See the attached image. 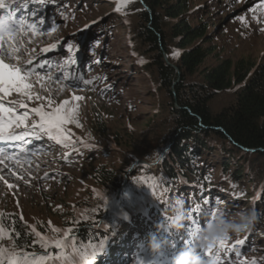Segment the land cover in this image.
<instances>
[{"label":"rangeland","instance_id":"1","mask_svg":"<svg viewBox=\"0 0 264 264\" xmlns=\"http://www.w3.org/2000/svg\"><path fill=\"white\" fill-rule=\"evenodd\" d=\"M4 2L19 7L18 0ZM23 2L29 4V11L34 8L42 11L45 19V25L42 27L45 34L33 38L28 47L36 49L34 64L45 61L47 64L44 69H37L41 80L34 75L29 81L32 84V92L43 99L23 98L27 108L18 107L17 113L28 111V123L31 124L39 119L31 112L32 108L43 105V111H54L67 100L68 104L62 110V114L67 118L60 126L62 131L59 136L68 143L60 144L55 141L57 138L44 134H41L40 139H35L34 136L26 137L31 143L0 142V149L14 157L13 160L0 157V246L4 248H10L13 244L12 229H6L3 225L5 216H18L34 235L29 239L31 243H42V240L50 237L51 230L62 226L63 219H68L72 213L86 215L91 202L99 197L104 198L108 191H111L108 183L110 177H97L101 166L114 172H123L126 169L129 173L141 164L148 166L143 160V152L133 153L128 148L134 145L145 148L146 139L154 141L160 138V129H165L160 117L156 118L155 122L152 121L160 103L159 88L141 63L142 58L131 51L130 32L125 20L128 12L116 11L117 4L122 0H54L42 5L31 4L29 0ZM132 2L133 0H129L126 5L132 8ZM259 4H264V0H193L192 17H196V23L199 20L207 23L209 33L218 46V58L260 59L264 57V31H260V28H264V17L261 11H250L258 8ZM19 15L21 13L17 12V16ZM254 15L256 19H253ZM257 19L261 22L257 23ZM53 22L57 26L56 31L50 32L48 25ZM51 45L56 47L49 53L40 51ZM67 45H73V48L69 49ZM218 58L211 56L207 65L216 64ZM68 60H74L75 64L64 69L63 65ZM65 70L73 76L79 75L83 79L92 80V83L84 85L64 80ZM57 80L60 83H56ZM77 96L82 99H75ZM20 98L18 93H12L8 99ZM216 104L220 105V100ZM72 109H76L74 114ZM149 122L153 123L147 128ZM157 124L159 131H156ZM145 128L148 129L146 134H141ZM17 131L23 132L24 129ZM167 148L168 145L162 154ZM157 162H151V167L156 168ZM205 170L210 173V182L213 185H218L220 180L226 179L221 165L216 160H208ZM252 191L254 189L249 193L252 194ZM114 192L117 193L113 191L108 196L113 197L109 200L110 203L120 199L119 194L116 196L118 199L113 196ZM182 192L188 199L193 196L192 192H185L184 187ZM204 198L210 201L209 205H205L201 200L199 206L205 211L223 210L228 216L254 208L248 198H225V195L218 193L211 199L208 195H204ZM215 200L220 203L211 204V201ZM139 205L138 202L128 204V210L123 211L121 215L127 220L131 214L130 208H139ZM112 206L114 205H110ZM259 212L257 209L256 213ZM189 214L193 215V221L202 219L199 212ZM158 221L166 222L163 219ZM259 221L257 217L251 231L225 241V249L219 252L218 264H264V236ZM149 231L141 230L146 236L142 245L137 244L136 238H133L128 247L118 245L115 248L117 244L109 242L106 237L103 241L104 251L96 258L98 264H143V261H148V256L142 253V248L149 250L148 238L152 237L148 234ZM238 240L243 243L236 244ZM72 242L66 248H70ZM244 242L247 244L245 248ZM189 245L190 242L186 247ZM113 248L114 257H107ZM15 251L21 255L27 253L16 247ZM236 253H239V256ZM172 259L173 257L170 261ZM165 262L168 261L165 259L161 264ZM72 263L95 264L93 261ZM3 264H8V261L4 260Z\"/></svg>","mask_w":264,"mask_h":264},{"label":"trees","instance_id":"2","mask_svg":"<svg viewBox=\"0 0 264 264\" xmlns=\"http://www.w3.org/2000/svg\"><path fill=\"white\" fill-rule=\"evenodd\" d=\"M192 2L133 0L134 7L125 5L123 8L128 12L125 20L130 32L131 51L142 58L144 68L159 88L160 103L152 121L160 117L165 129H160V138L146 139L145 148L138 145L128 148L133 153L143 152V160L148 166L141 164L132 173L126 169L123 172L106 170L105 166L98 169L97 177H110L111 191L105 197L117 191L113 196L119 194L120 199L105 223L85 231L69 249L59 254V259L57 256L46 264L81 261L98 264L96 258L104 251L106 237L109 242L117 244L115 248L118 245L128 247L133 238L142 245L146 237L141 233L142 229H149V235L167 241L159 252H153L150 247L149 250L142 248V253L146 250L149 264H161L165 259L168 264H175L180 246L185 249L187 244L180 238H192L191 243L194 240L196 228L190 222L194 218L189 213L198 212L201 197L208 195L211 199L216 193L225 195V198H248L254 209L260 210L257 217L264 236V57L218 58V46L207 23L200 20L196 23V17H192ZM174 52L179 55H173ZM211 56H216L218 62L207 65ZM218 100L220 105L216 104ZM153 122H149L147 128ZM147 130L145 128L140 133ZM156 131H159L158 124ZM56 141L68 143L61 140V136ZM208 160L218 161L226 176L218 185L210 182V173L205 170ZM156 161L158 166L151 167V162ZM183 187L193 196L184 197ZM251 189H254L252 194L249 193ZM175 196L183 198L185 207L191 209L188 221L180 231L167 226L161 228L162 223L158 221H167L168 201ZM105 197L91 202L86 215L72 213L68 219H63L61 225L69 228L70 221L77 222L78 219L89 222ZM133 202L140 203L139 208H130L131 214L125 220L121 214ZM5 217L3 225L12 229L15 247L34 254L41 243H31L29 239L34 235L28 226L16 215ZM178 239L182 243L176 241ZM115 248L107 257H114ZM170 257L174 261H170ZM30 262L45 264L32 260V257Z\"/></svg>","mask_w":264,"mask_h":264},{"label":"snow or ice","instance_id":"3","mask_svg":"<svg viewBox=\"0 0 264 264\" xmlns=\"http://www.w3.org/2000/svg\"><path fill=\"white\" fill-rule=\"evenodd\" d=\"M54 0H29L31 4H45L51 3ZM129 0H122L121 3L117 4L116 11L120 12L125 7ZM19 7L15 5L5 3L4 0H0V142H24L31 143L30 140H26V137H35V139H40L41 134L47 135L49 137L58 138L59 133L62 131L61 124L66 121V116L62 114V110L65 105L68 104L66 100L64 105L56 108L54 111L45 112L43 111V105L40 107L32 108L31 112L38 116V121H33L31 124L28 123L29 112L24 111L18 114L17 108H27L24 104L23 98L32 100L43 99L38 94L32 92V84L29 82L30 78L34 75L38 80H41L40 72L37 69H44L46 67L47 61L44 63L37 62L34 64L35 59V48H29L28 45L32 43L33 38L45 34L43 27L45 25V19L42 15V11L38 8H34L29 11V4L24 3L23 0H18ZM250 11L256 12L261 11L262 17H264V4H259L258 8L251 9ZM17 12L21 15L17 16ZM27 13V15H23ZM256 19V16H253ZM243 21V18H241ZM261 20L257 19V23ZM56 25L50 24L48 28L50 32L56 31ZM260 31H264V28H260ZM50 34V33H49ZM66 43V42H65ZM56 45H51L50 47H44L40 51L43 53H49L55 49ZM69 49L73 48V45H67ZM173 55H179L178 52H174ZM143 63V61H141ZM74 60H68L63 65L64 69L69 68L74 65ZM51 79V77H49ZM64 80H72L80 84L89 85L92 80H86L79 75L73 76L68 71H63ZM56 83H60L59 80ZM43 87V85H41ZM61 91L63 86H61ZM12 93H18L20 99L8 98ZM79 100L82 97H75ZM51 106V101L49 102ZM74 114L76 109L71 110ZM23 128V132H18V129ZM23 151V149H21ZM0 157L7 160H13L14 157L8 155L3 149H0ZM2 162V161H0ZM19 163V161H16ZM11 187V185H9ZM203 204L208 205L209 200L201 197ZM220 201H211V204H218ZM191 209H187L190 211ZM197 211L202 217L201 220L191 221L195 225L196 230L205 227L209 220L214 217L216 212L214 210L205 211L202 206H198ZM19 233H17V236ZM57 249L64 248L65 244L62 240L53 241ZM236 244H242L243 241H236ZM41 247L47 248L48 243L44 241L41 243ZM225 249V241H221L219 244V249L213 251L212 249H200L199 253L205 257L219 256V252ZM239 256V253H236ZM35 257H32L34 260ZM50 259V257H41L40 261ZM59 259V257L57 258ZM7 260L8 264H31L30 254L24 253L20 254L15 251V244L13 243L10 248H4L0 246V264ZM255 264V262H253Z\"/></svg>","mask_w":264,"mask_h":264},{"label":"clouds","instance_id":"4","mask_svg":"<svg viewBox=\"0 0 264 264\" xmlns=\"http://www.w3.org/2000/svg\"><path fill=\"white\" fill-rule=\"evenodd\" d=\"M168 219L160 225L161 228L170 227L177 231L183 230L185 222L188 221V211L183 198L173 197L168 201ZM257 219L256 210H242L234 216H228L223 210L216 212L205 227L193 232L194 243L183 249L175 258V264H218V257H205L200 255V249H219L221 241L239 236L241 233L249 232L254 228ZM167 243L158 236H152L149 246L153 252H159Z\"/></svg>","mask_w":264,"mask_h":264},{"label":"water","instance_id":"5","mask_svg":"<svg viewBox=\"0 0 264 264\" xmlns=\"http://www.w3.org/2000/svg\"><path fill=\"white\" fill-rule=\"evenodd\" d=\"M111 198L113 197H106L104 199V203L102 202L100 207H96V211L94 215H92V218H90L89 222H85L84 220L78 219L77 222L70 221L71 227L69 228H64L63 226L58 227L52 232V234L49 235L50 237H48L47 240L45 239V241H47L48 243V247L44 248L41 247V244H39V249L34 254H30V257H35V259H37L38 261H40L41 257H50V259L44 260L43 262L40 261L41 263H47L53 258L59 256V254L64 251V249L67 247V245H69L71 241H74L76 238H79L83 233H85V231L100 227L110 216V210L112 212L117 203V201L114 203H110L109 200ZM116 198L118 199V197ZM110 205H114L112 206L113 208L110 207ZM55 240L64 241V248L57 249L55 247V244L53 243V241Z\"/></svg>","mask_w":264,"mask_h":264},{"label":"bare ground","instance_id":"6","mask_svg":"<svg viewBox=\"0 0 264 264\" xmlns=\"http://www.w3.org/2000/svg\"><path fill=\"white\" fill-rule=\"evenodd\" d=\"M190 243H191V242H190ZM191 244H193V243H191ZM140 258H141V257H140ZM170 259H171V257H170ZM167 261H168V260H167ZM171 261H174V258H173ZM162 262H163V261H162ZM142 263H143V264H144V263L149 264L148 261H143ZM167 263H168V262H167ZM167 263H165V264H167Z\"/></svg>","mask_w":264,"mask_h":264}]
</instances>
